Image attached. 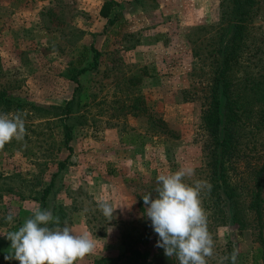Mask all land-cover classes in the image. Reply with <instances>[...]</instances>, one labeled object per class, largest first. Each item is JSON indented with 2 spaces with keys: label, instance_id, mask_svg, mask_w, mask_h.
<instances>
[{
  "label": "rangeland",
  "instance_id": "rangeland-1",
  "mask_svg": "<svg viewBox=\"0 0 264 264\" xmlns=\"http://www.w3.org/2000/svg\"><path fill=\"white\" fill-rule=\"evenodd\" d=\"M107 1L113 4L104 18L100 9ZM255 1L252 28L232 73L244 95L241 104L252 108L240 131L236 178L245 162H264V101L245 86L249 80L264 84V0ZM223 4L227 0H0V90L22 105L8 114L23 113L27 133L24 142L13 140L0 150V234L17 230L33 209H47L61 226L90 235L94 253L75 264H93L124 252L123 232L133 235L143 219L137 196L151 192L156 198L159 174L191 166L195 174L185 182L204 180L201 117L217 60L216 34L225 25ZM72 97V113L64 118L72 124L70 151L55 107ZM136 97L140 112L133 110ZM60 161L66 164L42 207L40 192ZM101 200L117 207L111 220L99 210ZM10 211L11 224L5 220ZM205 211L214 241L208 264L227 256L229 241L238 253L235 264H252L257 243L250 231L214 226ZM149 229L146 245L126 237L121 264H177ZM10 244L0 235V264H19L5 259Z\"/></svg>",
  "mask_w": 264,
  "mask_h": 264
},
{
  "label": "trees",
  "instance_id": "trees-1",
  "mask_svg": "<svg viewBox=\"0 0 264 264\" xmlns=\"http://www.w3.org/2000/svg\"><path fill=\"white\" fill-rule=\"evenodd\" d=\"M112 4L111 1L103 4L100 9L102 17H109ZM255 5V0H227V4H223L221 7V9L223 8L222 20L225 21V25L220 27L216 34L217 60L208 99L201 117L202 127L207 133V151L205 168H203L204 180L210 182L212 186L210 192L202 193V203L205 204V209L211 212L209 217L212 225L218 226L226 223L235 226L239 232L250 231L257 243L252 252V264H258L260 259L264 262V162L253 164L245 162L242 167L247 166V168H244L236 178L235 174L240 169L239 163L242 159L240 131L245 117L247 118V115L252 113V108L244 107L241 104L240 100L244 98V95L236 88L237 84L233 80L232 73L234 67L238 65V57L243 50V45L245 46V39L249 37L247 30L252 28L253 17L258 9V6ZM86 70L85 67L81 68L78 70V74ZM73 79L78 86L76 76H73ZM260 82L257 81L254 84L249 80L245 86L252 91V98L257 97L264 101V84L261 85ZM139 100L141 97L134 98L133 110L141 108ZM16 102L5 90H0L1 112L8 113L14 108L22 107ZM73 103L74 97L69 99L64 106H54L61 110L58 116L62 117L64 143L70 151H72V147L69 145V141L72 139V124L66 123L64 118L69 117L68 115L72 113ZM263 108L264 106H262ZM260 118H264V113H260ZM152 120L153 122L157 121V125L162 127L165 125L159 117L152 116ZM58 164L59 168L51 175L49 183L40 192L39 198L42 207L45 206L46 198L54 185L55 176L66 163L60 161ZM244 176L248 179H245ZM143 195L137 196V206L143 215L141 226L133 225V235L123 232L124 252L117 256L97 257L93 260V264H121L123 254L127 251L128 237L133 245L148 244L151 236L149 229L151 220L144 214ZM225 246L224 253L229 257L225 261L227 264H232L230 256L234 248L230 241ZM173 259L179 264L175 257ZM133 264L138 263L134 261Z\"/></svg>",
  "mask_w": 264,
  "mask_h": 264
},
{
  "label": "clouds",
  "instance_id": "clouds-1",
  "mask_svg": "<svg viewBox=\"0 0 264 264\" xmlns=\"http://www.w3.org/2000/svg\"><path fill=\"white\" fill-rule=\"evenodd\" d=\"M23 115L0 113V150L13 140L25 141ZM194 174L191 166L161 173L156 177V198H152L151 192L143 195L144 214L159 237L156 246L164 250L165 256L175 257L179 264H208L207 258L214 255V241L201 199L202 193L210 192L212 186L207 180L186 183L185 179ZM98 208L111 220L117 207L101 200ZM14 217L10 211L5 220L11 224ZM0 235L11 241L5 259L18 260L19 264H75L95 251V243L88 233H78L66 223L61 226L58 216L39 207L32 210V215L17 230ZM237 255L234 250L230 256L232 264ZM227 259L222 257L219 264Z\"/></svg>",
  "mask_w": 264,
  "mask_h": 264
}]
</instances>
